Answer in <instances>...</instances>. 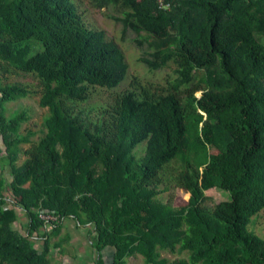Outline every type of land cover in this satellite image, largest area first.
<instances>
[{
  "label": "trees",
  "instance_id": "trees-1",
  "mask_svg": "<svg viewBox=\"0 0 264 264\" xmlns=\"http://www.w3.org/2000/svg\"><path fill=\"white\" fill-rule=\"evenodd\" d=\"M90 2L147 44L148 72L173 64L176 77L133 76L92 115L94 89L128 80L121 46L74 0H0V264H51L66 218L111 264H264L249 227L264 210V0ZM36 95L47 115L31 141L28 110L5 104ZM173 188L181 207L160 200ZM213 188L229 199L207 206Z\"/></svg>",
  "mask_w": 264,
  "mask_h": 264
},
{
  "label": "rangeland",
  "instance_id": "rangeland-1",
  "mask_svg": "<svg viewBox=\"0 0 264 264\" xmlns=\"http://www.w3.org/2000/svg\"><path fill=\"white\" fill-rule=\"evenodd\" d=\"M79 5V10L82 11L85 20L87 23L95 28L103 29L108 38L113 39L117 42L125 55L126 61L129 66V76L128 80L123 83L116 90H107L102 88H96L92 91L89 100L86 103H82L81 107L85 108L88 112L90 111L92 115H94L95 110L98 106L104 105L106 102L111 100V92H121L129 87L130 79L133 76H139L142 79V83L151 82L154 85H163L165 79L173 80L176 75L174 73L175 67L173 64L168 65L167 67L154 72H148L144 67L143 63L140 61V58L143 56L144 52H149L147 44L144 43L142 46H138L135 41H133V37L136 35L134 31L128 29L124 30L122 24L115 20L113 15L117 13V11L113 7H104L97 8L94 7L90 0H74ZM30 45H35L38 50L42 48L41 44L35 40L29 41ZM36 49H32L29 52V56L33 55ZM10 82H23L28 83L29 85H36V82L30 76H22L16 75L10 77ZM201 93H197V97H201ZM39 96H32L30 98H26L24 100L7 102L5 107L9 108V112H19L24 108L28 110L29 120L22 126V133L30 130L34 133L31 137V141H37L41 135L42 121L43 118L47 115L46 108H40L38 105ZM107 104V103H106ZM0 147L4 148L3 142L0 140ZM29 143H22L21 147H28ZM142 147L144 148V143L139 144L137 146V150ZM24 156L20 155L18 159V164H20L24 160ZM207 197L209 198L206 203L207 206L212 207L215 203L219 201L228 200L229 196L227 192L219 188H213L210 191L206 192ZM188 195L183 193L181 190L177 188L170 189L161 193L160 200L170 201L171 206L173 207H181L187 201ZM24 217L20 214V220L23 221ZM15 227H19V222L15 223ZM251 229H253L258 234L264 233V210H261L254 224L249 225ZM55 238V237H53ZM129 264H143L141 257L136 259L131 258Z\"/></svg>",
  "mask_w": 264,
  "mask_h": 264
},
{
  "label": "crops",
  "instance_id": "crops-1",
  "mask_svg": "<svg viewBox=\"0 0 264 264\" xmlns=\"http://www.w3.org/2000/svg\"><path fill=\"white\" fill-rule=\"evenodd\" d=\"M25 220L24 218L22 222ZM18 222V228L23 230L21 221ZM89 229V226L75 224L70 218L64 219L59 234L54 238L62 242L64 249L60 250L62 249L60 247L51 249V264H111L113 249L108 247L102 253H98L92 247ZM33 240L35 248L40 249L41 238L34 237Z\"/></svg>",
  "mask_w": 264,
  "mask_h": 264
},
{
  "label": "clouds",
  "instance_id": "clouds-1",
  "mask_svg": "<svg viewBox=\"0 0 264 264\" xmlns=\"http://www.w3.org/2000/svg\"><path fill=\"white\" fill-rule=\"evenodd\" d=\"M165 6H167V5H165Z\"/></svg>",
  "mask_w": 264,
  "mask_h": 264
}]
</instances>
